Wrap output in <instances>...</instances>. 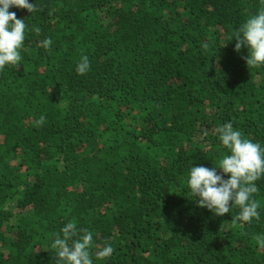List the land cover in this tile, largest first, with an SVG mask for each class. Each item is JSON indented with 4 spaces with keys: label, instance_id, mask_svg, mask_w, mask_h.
I'll list each match as a JSON object with an SVG mask.
<instances>
[{
    "label": "trees",
    "instance_id": "trees-1",
    "mask_svg": "<svg viewBox=\"0 0 264 264\" xmlns=\"http://www.w3.org/2000/svg\"><path fill=\"white\" fill-rule=\"evenodd\" d=\"M29 2L10 8L23 59L0 71V264H56L70 220L114 248L94 264H264V178L250 223L187 185L227 154L223 123L264 144V67L231 40L261 0Z\"/></svg>",
    "mask_w": 264,
    "mask_h": 264
},
{
    "label": "clouds",
    "instance_id": "clouds-1",
    "mask_svg": "<svg viewBox=\"0 0 264 264\" xmlns=\"http://www.w3.org/2000/svg\"><path fill=\"white\" fill-rule=\"evenodd\" d=\"M261 3L264 5V0ZM13 7L26 9L31 14L37 11L35 3L29 0H0V71L20 64L26 32L29 30L25 20L17 18L16 13L10 11ZM233 39L237 52L242 48L247 49L244 59L248 68L264 67V7L233 32ZM52 43L51 38H46L42 46L47 50ZM89 70V58L82 56L75 71L78 75H85ZM43 119L41 117L40 123ZM215 133L227 154L212 168L190 167L187 185L193 200L217 216L236 208L237 222L250 223L253 219H259V204L254 194L259 191L256 182L264 178V144L244 138L230 121L217 127ZM217 169L222 174H218ZM92 247V233L87 229H78L74 220L64 224L51 244L55 250L56 264H94V257L106 261L114 253L110 243L95 253Z\"/></svg>",
    "mask_w": 264,
    "mask_h": 264
}]
</instances>
